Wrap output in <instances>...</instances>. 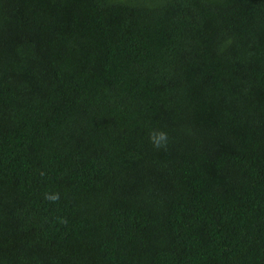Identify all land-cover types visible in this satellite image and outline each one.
<instances>
[{
    "label": "trees",
    "instance_id": "1",
    "mask_svg": "<svg viewBox=\"0 0 264 264\" xmlns=\"http://www.w3.org/2000/svg\"><path fill=\"white\" fill-rule=\"evenodd\" d=\"M0 264H264V0H0Z\"/></svg>",
    "mask_w": 264,
    "mask_h": 264
},
{
    "label": "clouds",
    "instance_id": "2",
    "mask_svg": "<svg viewBox=\"0 0 264 264\" xmlns=\"http://www.w3.org/2000/svg\"><path fill=\"white\" fill-rule=\"evenodd\" d=\"M149 140L156 148L166 147L168 141V135L166 132L160 130H153L149 133ZM53 200L58 198V194L51 197Z\"/></svg>",
    "mask_w": 264,
    "mask_h": 264
}]
</instances>
